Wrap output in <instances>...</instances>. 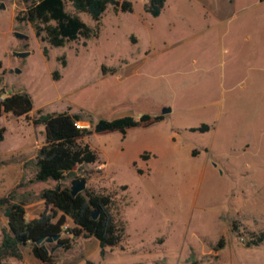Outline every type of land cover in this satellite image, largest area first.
<instances>
[{
  "label": "rangeland",
  "instance_id": "rangeland-1",
  "mask_svg": "<svg viewBox=\"0 0 264 264\" xmlns=\"http://www.w3.org/2000/svg\"><path fill=\"white\" fill-rule=\"evenodd\" d=\"M130 1L132 11L108 6L98 25L67 2L66 11L98 34L54 47L16 20L20 0H0V96L25 92L33 103L28 118L0 115V197L14 189L36 217L41 191L70 187L76 177L113 194L121 243L102 257L95 238L79 237L52 252L54 264H264V243L245 246L247 232L264 229V0H166L158 16L144 10L146 0ZM164 107L171 110L162 114ZM37 110L81 113L80 126L145 112L163 119L124 137L88 134L81 141L97 152L95 163L36 181L45 138L30 120ZM202 123L214 128L191 130ZM221 236L224 245L214 249ZM22 253L3 264H45L29 247Z\"/></svg>",
  "mask_w": 264,
  "mask_h": 264
},
{
  "label": "trees",
  "instance_id": "trees-1",
  "mask_svg": "<svg viewBox=\"0 0 264 264\" xmlns=\"http://www.w3.org/2000/svg\"><path fill=\"white\" fill-rule=\"evenodd\" d=\"M24 5L23 15H16V20H25L31 24L34 34L41 41L51 46L60 47L79 37L97 36L98 27L88 26L75 12L87 13L97 25L103 12L111 6L115 12L132 11L130 0H20ZM166 0H146L144 10L152 16H158ZM69 2L74 13L66 11ZM43 53H47L44 47ZM111 72L115 68L108 69ZM102 72L106 68L102 66ZM2 77L0 76V85ZM1 90V89H0ZM33 108L30 96L25 92H14L4 98L0 96V115L11 113L15 117L28 118ZM163 119L162 114L142 113L138 118L131 115L106 119L99 118L94 124L80 126L84 121L81 113L69 111L45 113L37 110L36 116L30 120L35 125H43L44 142L39 147L35 157L36 171L33 180H61L66 173H73L78 166L92 164L98 160V154L88 143L81 139L91 133L119 132L124 137L132 127H146ZM210 124L202 123L191 127L192 131H208ZM5 128L0 126V142L4 138ZM146 157L144 152L140 154ZM44 188L40 193L44 209L36 217H28L24 203L16 201L14 189L0 197V206H4L6 227L1 230L0 264L8 257L22 259L23 247H29L31 254L45 264H54L55 256L50 252L48 242L37 243L38 239H46L61 233L58 239L61 248L70 249L79 237L97 239L99 254L103 257L113 247L118 246L124 237V224L116 217V204L113 194L105 191H95L88 187L76 195H72L69 186H59V189ZM98 210V216L93 219L91 211ZM70 223V224H69ZM66 225V228L63 226ZM233 223V230H237ZM64 234V235H63ZM264 243V229L257 232H247L245 246H258ZM224 245L221 236L214 249ZM130 264H144L135 262ZM154 264H162L160 261ZM190 264H198L191 259Z\"/></svg>",
  "mask_w": 264,
  "mask_h": 264
},
{
  "label": "water",
  "instance_id": "water-1",
  "mask_svg": "<svg viewBox=\"0 0 264 264\" xmlns=\"http://www.w3.org/2000/svg\"><path fill=\"white\" fill-rule=\"evenodd\" d=\"M1 8L4 7L3 4L0 5ZM15 36L19 39H27L28 36L24 33H21L19 31H15ZM14 54L18 57H25L29 54L28 51H17L14 52ZM16 72L19 71V69H15ZM171 109L169 107H164L162 109V114H165L167 112H169ZM87 187V182L86 179L84 177H76L74 179L71 180V185H70V192L71 194L74 196L76 194H78L79 192L84 191V189ZM59 189V186L57 187ZM91 216L93 219H96L98 216V210L97 209H93L91 211ZM61 233H58L56 235H54L53 237H47L46 239H38L37 243H44V242H48V243H53L54 245L50 248V252H53L56 248L61 247L62 243L58 241V239L61 237Z\"/></svg>",
  "mask_w": 264,
  "mask_h": 264
},
{
  "label": "crops",
  "instance_id": "crops-1",
  "mask_svg": "<svg viewBox=\"0 0 264 264\" xmlns=\"http://www.w3.org/2000/svg\"><path fill=\"white\" fill-rule=\"evenodd\" d=\"M211 128H214V125H213V124H212ZM211 128H210V129H211ZM210 129H209V130H210ZM247 146H248V145H247ZM81 238H83V237H81ZM89 238H91V237H89ZM93 238H94V237H93ZM83 239H88V238H83ZM96 240H97V239H96ZM97 243H98V242H97Z\"/></svg>",
  "mask_w": 264,
  "mask_h": 264
},
{
  "label": "built area",
  "instance_id": "built-area-1",
  "mask_svg": "<svg viewBox=\"0 0 264 264\" xmlns=\"http://www.w3.org/2000/svg\"><path fill=\"white\" fill-rule=\"evenodd\" d=\"M63 228H66V225H64Z\"/></svg>",
  "mask_w": 264,
  "mask_h": 264
}]
</instances>
